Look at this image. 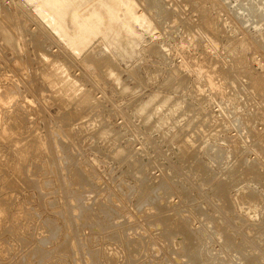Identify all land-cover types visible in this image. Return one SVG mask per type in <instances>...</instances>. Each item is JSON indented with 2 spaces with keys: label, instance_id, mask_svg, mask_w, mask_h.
Listing matches in <instances>:
<instances>
[{
  "label": "rangeland",
  "instance_id": "374dc122",
  "mask_svg": "<svg viewBox=\"0 0 264 264\" xmlns=\"http://www.w3.org/2000/svg\"><path fill=\"white\" fill-rule=\"evenodd\" d=\"M29 1L0 0V264H264V0Z\"/></svg>",
  "mask_w": 264,
  "mask_h": 264
},
{
  "label": "bare ground",
  "instance_id": "6f19581e",
  "mask_svg": "<svg viewBox=\"0 0 264 264\" xmlns=\"http://www.w3.org/2000/svg\"><path fill=\"white\" fill-rule=\"evenodd\" d=\"M23 1H27V0H23ZM46 2V1H45ZM50 2H52V0L50 1ZM49 2V3H50ZM153 2H154V0H153ZM48 3V4H49ZM155 3V2H154ZM25 4V3H24ZM47 4V5H48ZM54 6H55V8L57 7V5L59 4V3H57V5H56V1H54ZM26 6L27 5H29V6H32V8H33V12L35 13V14H37V15H39L40 16V8L38 7V6H34L33 5V3L31 2V1H29L28 0V3L27 4H25ZM45 5V4H44ZM60 5V4H59ZM50 6H53L52 4L50 5ZM61 7V6H60ZM52 8H54V7H52ZM57 8H59V7H57ZM59 10V9H58ZM12 17V16H11ZM14 19V18H13ZM40 19H42L43 21H44V23L46 24V25H48V23L42 18V17H40ZM257 26H260L259 24L257 25ZM52 30H53V32H54V34L56 35V36H58V38H60L62 41H64V43L68 46V43H67V40L64 38V35L63 34H60L59 33V31L57 30V29H53V28H51ZM69 47V46H68ZM125 49V48H124ZM70 51H72V50H70ZM123 51H126L125 52V54L127 55V54H129V53H131V48H126L125 50H123ZM72 53L73 54H75L76 55V53L74 52V51H72ZM236 53V52H235ZM130 55V54H129ZM244 54H242L241 56H243ZM237 58V57H236ZM239 58V57H238ZM241 62V61H240ZM57 69H58V67H57ZM109 70H110V68H109ZM60 71V70H59ZM113 71V70H112ZM109 72V71H108ZM111 72V71H110ZM65 75H66V73H65ZM68 77H69V75H68ZM71 78V77H70ZM259 78V77H258ZM263 79H264V75H263ZM67 80H68V78H67ZM259 80H260V78H259ZM264 81V80H263ZM260 83V82H259ZM258 86H260L259 84H258ZM0 88H2V92H0L1 94H0V99H2V101H4L5 102V104L4 105H6V102H9L10 100H8V98H11V96L13 95L14 97L17 95V89H15L13 86H4V85H2V87L0 86ZM18 96V95H17ZM16 96V97H17ZM148 99H150V96L148 97ZM148 99L143 103V104H146L147 102H148ZM17 100V99H16ZM1 101V102H2ZM166 101H167V98H164L163 99V102L162 103H160L159 105H164L165 103H166ZM0 102V103H1ZM3 102V103H4ZM14 102H15V98H14ZM167 103H168V101H167ZM166 103V104H167ZM9 104H10V102H9ZM14 104V103H13ZM0 105H2V104H0ZM147 105H148V103H147ZM12 106V105H11ZM146 106V105H145ZM160 106V107H161ZM160 107H157V108H160ZM5 108V107H4ZM155 108V107H154ZM165 110V109H164ZM160 111V110H159ZM158 112V111H157ZM177 112V111H176ZM165 116V115H164ZM164 116H162V120H161V122L160 123H158V124H160V125H163V119L165 118ZM1 118V117H0ZM3 119V118H2ZM167 121V120H166ZM179 122V121H178ZM0 124H1V122H0ZM242 125H244V124H242Z\"/></svg>",
  "mask_w": 264,
  "mask_h": 264
}]
</instances>
